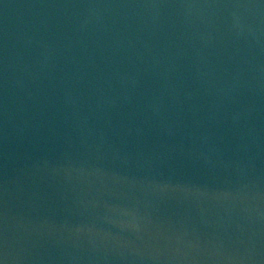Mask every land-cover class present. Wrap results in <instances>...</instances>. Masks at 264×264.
<instances>
[{
    "label": "water",
    "instance_id": "95a60500",
    "mask_svg": "<svg viewBox=\"0 0 264 264\" xmlns=\"http://www.w3.org/2000/svg\"><path fill=\"white\" fill-rule=\"evenodd\" d=\"M0 264H264V0H0Z\"/></svg>",
    "mask_w": 264,
    "mask_h": 264
}]
</instances>
